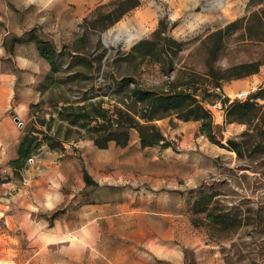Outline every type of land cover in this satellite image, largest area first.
Segmentation results:
<instances>
[{
    "label": "rangeland",
    "instance_id": "374dc122",
    "mask_svg": "<svg viewBox=\"0 0 264 264\" xmlns=\"http://www.w3.org/2000/svg\"><path fill=\"white\" fill-rule=\"evenodd\" d=\"M25 1L27 5L29 0ZM116 1L33 0L28 6V18L46 20L31 32V39L50 42L61 64L49 90L41 96L40 87L50 72V65L43 61L35 84L36 103L44 99L51 112L53 100L98 92V74L88 66L80 68L78 76L77 69L66 71L74 56L98 57L112 64L118 60L110 69L115 77H134L156 91H167L173 81L178 90L213 94L214 104L209 107L222 145L201 134L200 122H184L175 115L156 122L170 142L166 148H142L136 131L131 132L128 147L110 143L103 151L75 135L66 147L86 154L79 159L100 181V202L110 205L91 212L83 209L73 216L74 221L64 216L58 223L49 222L46 232L71 234L51 240L56 242L46 247L45 240H38L44 248L35 242L34 252L24 259L32 264H264V153L254 148L264 143V137L255 131L253 147L242 158L227 149L228 140H242L247 126L226 124L221 102L226 98L230 103L244 92L249 98L263 90L260 95L264 96V42L259 41V31L248 35L237 29L224 36L216 53H210L219 40L214 36L218 30L262 5L254 6L250 0H138V6L110 24L116 17L112 12ZM107 15L109 19L104 18ZM157 30L159 36H155ZM22 32L24 37L18 43L5 46H12V54L30 52L31 45L25 43L28 36ZM166 37L183 43L181 51L165 47ZM141 41L148 44L132 54ZM149 52L155 56L143 58ZM127 56L133 62H124ZM159 56L163 61L172 60L173 65L158 63ZM250 63H262L258 73L214 88L219 75ZM74 74L76 80L66 83ZM254 79L258 84L252 87ZM256 101L264 105V99ZM50 117L47 114L46 120ZM29 123L30 118L22 131ZM210 196H214L216 215L222 210L242 218V226L227 239L217 233L230 230L199 224L205 218L204 201ZM95 216L103 217L98 224L91 222ZM94 231L99 233L96 238L90 235Z\"/></svg>",
    "mask_w": 264,
    "mask_h": 264
},
{
    "label": "trees",
    "instance_id": "16d2710c",
    "mask_svg": "<svg viewBox=\"0 0 264 264\" xmlns=\"http://www.w3.org/2000/svg\"><path fill=\"white\" fill-rule=\"evenodd\" d=\"M138 4V0H117L115 9L112 11L116 17L110 20V24H113ZM250 4L262 5V7L241 20L229 24L224 29L218 30L214 36H217L219 40L210 53H216L215 51L219 50L224 36L237 29H243L248 35L259 31V41L264 42V0H250ZM104 18L109 19L110 15ZM160 34V30L155 32V36ZM31 40L35 42L40 56L50 65V72L39 90L43 96L49 90V85L55 79V74L59 73L61 64L58 62L57 50L50 42L33 37ZM164 41L165 47L173 49L175 53L181 51L183 47V43L169 37H166ZM147 44L146 41L139 42L133 47L132 54L141 51ZM128 56L123 61L133 62ZM143 56V58H152L155 55L149 52ZM156 59L158 63L165 64V66L166 64L173 65L172 60L163 61L161 56ZM112 62L113 64L109 61L105 62L98 57L74 56L66 71L77 69L76 75L78 76L80 68L88 66L98 74L95 78L99 85L98 92L91 96L85 93L80 98L65 95L60 99L53 100L51 101V112L46 109L44 99L31 104L30 123L22 131L20 137L19 156L9 163L15 177L20 176V173L28 167L30 160L37 156L44 147L50 151L64 153L67 150V144L73 140L75 135L80 139H88L98 149L105 150L108 149L110 143H115L120 148L128 147L131 141V132L136 131L141 147L144 149L169 147L170 142L167 141L156 122L173 115L184 122H200L201 134L212 143L222 145L217 140L215 115L209 107L214 104V101H211L213 94L208 93L207 90L198 93L196 89L191 88L178 90V86L173 85L175 84L173 81L169 84L167 91L152 90L140 85L134 77L113 76L114 73L110 69L117 66L119 61ZM209 65H211L210 61ZM261 65L262 63H250L232 67L215 79L214 88L221 89L224 82L256 74ZM101 71L103 74L100 75ZM210 72L214 74L213 71ZM76 75L69 76L66 83L74 82L77 78ZM262 91L245 101L234 100L229 103V99L226 98L221 101L226 124L238 123L247 126L241 141L228 140L226 144L227 149L235 152L238 157H245V154L250 152L253 147L252 139L255 131L261 132L264 137V105H260L256 101L258 98L264 99V96L260 95ZM105 98L108 100L106 101ZM47 114L51 116L49 120H46ZM254 148L255 152L264 153V143L257 144ZM84 176L88 186H97L91 181L86 171H84ZM213 200L214 196H210L204 201L205 209L202 210V213L205 214V218L199 224L209 227L219 226L222 228V232L230 230L231 233H217L219 238L227 239L242 226V218L237 214L222 210L216 215L217 209ZM231 227L233 228L231 229Z\"/></svg>",
    "mask_w": 264,
    "mask_h": 264
},
{
    "label": "crops",
    "instance_id": "0c3cea01",
    "mask_svg": "<svg viewBox=\"0 0 264 264\" xmlns=\"http://www.w3.org/2000/svg\"><path fill=\"white\" fill-rule=\"evenodd\" d=\"M32 2L25 5V0H0V264H32L24 258L34 252L35 242L43 249L63 235L46 232L49 222L56 223L64 216L74 221L73 216L83 209L91 212L110 205L105 200L100 202L102 187L88 186L85 181L84 171L93 183H100L87 163L79 159V155H86L84 152L67 149L62 154L43 149L19 177L9 166L19 156L20 137L30 106L38 99L35 84L44 61L30 36L46 20L27 17ZM22 31L28 36L25 43L31 45L30 52L12 54V46H5L18 43L16 40L24 37ZM102 218L95 216L91 222L98 224ZM90 235L96 238L99 233ZM38 240H45V246Z\"/></svg>",
    "mask_w": 264,
    "mask_h": 264
},
{
    "label": "built area",
    "instance_id": "2783aa9c",
    "mask_svg": "<svg viewBox=\"0 0 264 264\" xmlns=\"http://www.w3.org/2000/svg\"><path fill=\"white\" fill-rule=\"evenodd\" d=\"M247 94L245 93H239L237 96H236V100H245L247 98Z\"/></svg>",
    "mask_w": 264,
    "mask_h": 264
},
{
    "label": "bare ground",
    "instance_id": "6f19581e",
    "mask_svg": "<svg viewBox=\"0 0 264 264\" xmlns=\"http://www.w3.org/2000/svg\"><path fill=\"white\" fill-rule=\"evenodd\" d=\"M257 84H258V80L257 79H254L253 80V83H252V87H255ZM230 92L233 93V90H230ZM244 93L247 94V92H244Z\"/></svg>",
    "mask_w": 264,
    "mask_h": 264
},
{
    "label": "water",
    "instance_id": "95a60500",
    "mask_svg": "<svg viewBox=\"0 0 264 264\" xmlns=\"http://www.w3.org/2000/svg\"><path fill=\"white\" fill-rule=\"evenodd\" d=\"M105 36H107V34H106ZM15 121L19 124V126H20L21 128L23 127V124L20 122V120H19L18 118H16ZM32 162H33V160L31 159V160H30V163H32Z\"/></svg>",
    "mask_w": 264,
    "mask_h": 264
}]
</instances>
